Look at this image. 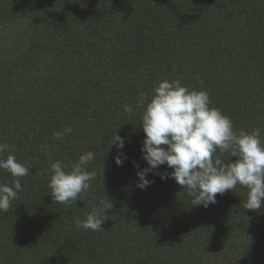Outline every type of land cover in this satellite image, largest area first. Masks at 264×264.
Returning a JSON list of instances; mask_svg holds the SVG:
<instances>
[{"label": "trees", "instance_id": "trees-1", "mask_svg": "<svg viewBox=\"0 0 264 264\" xmlns=\"http://www.w3.org/2000/svg\"><path fill=\"white\" fill-rule=\"evenodd\" d=\"M19 23L27 42L0 55V143L9 145L0 156L30 174L0 211V264H264V204L245 209L246 187L192 206L183 186L160 178L167 165L138 187L148 164L136 107L141 93L150 101L159 82L179 79L206 91L237 133L258 130L264 141V0H0V29ZM66 126L73 132L56 140ZM89 150L96 175L84 201L54 202L50 165ZM13 179L0 169V184ZM106 198L101 230L75 226Z\"/></svg>", "mask_w": 264, "mask_h": 264}, {"label": "clouds", "instance_id": "clouds-1", "mask_svg": "<svg viewBox=\"0 0 264 264\" xmlns=\"http://www.w3.org/2000/svg\"><path fill=\"white\" fill-rule=\"evenodd\" d=\"M146 101L148 97L143 93L136 101V107L144 109L141 122L145 137L141 153L148 164L137 172L139 188L146 190L150 185L149 172L167 165L171 171L159 173L160 178L174 179L183 186L192 198V206L207 208L217 202V194L223 195L240 185L248 189L244 208L261 209L264 204V141L258 130L237 133L230 117L210 107L206 91H190L179 79L162 80L154 88L152 99L147 104ZM124 111L131 114L134 109L126 104ZM72 132L73 129L66 126L55 132L54 138L62 140ZM113 144L123 149L124 139L116 134ZM8 148V144L0 143V154ZM41 148L48 152L50 145L45 143ZM218 150L219 155H216ZM225 153H230L227 163L221 159ZM232 157L237 159L233 162ZM94 158V151L89 150L70 166L60 160L50 165L48 188L54 202L70 206L77 200L84 201L96 175L87 171L86 166ZM126 158L117 155L116 164L122 166ZM135 167L139 168V164ZM0 169L14 177L11 185L0 184V211L7 212L23 190L20 178L29 176L30 169L13 154H8L6 159L0 156ZM112 208L108 198L101 199L83 220L77 218L74 224L84 230L99 231Z\"/></svg>", "mask_w": 264, "mask_h": 264}, {"label": "rangeland", "instance_id": "rangeland-1", "mask_svg": "<svg viewBox=\"0 0 264 264\" xmlns=\"http://www.w3.org/2000/svg\"><path fill=\"white\" fill-rule=\"evenodd\" d=\"M27 32V27L23 23L0 29V55L12 54L14 50L22 49L27 42Z\"/></svg>", "mask_w": 264, "mask_h": 264}]
</instances>
